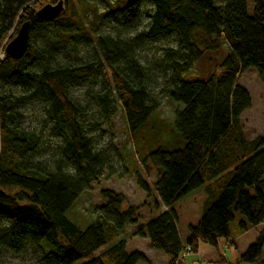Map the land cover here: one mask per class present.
I'll return each instance as SVG.
<instances>
[{
    "label": "trees",
    "instance_id": "obj_1",
    "mask_svg": "<svg viewBox=\"0 0 264 264\" xmlns=\"http://www.w3.org/2000/svg\"><path fill=\"white\" fill-rule=\"evenodd\" d=\"M64 1L67 7L69 0ZM48 2L59 0H0V53L21 23L31 21L24 57L0 59V87L26 88L21 95L0 90V255L3 249L19 253L30 241L44 240L49 247L44 264H74L113 242L83 264L150 263L145 253L128 251L124 233L138 224V208L127 205L123 193L102 189L105 203L86 228L67 215L112 165V151L100 147L93 132L116 115L117 104L134 138L148 126L158 106L149 88L150 70L167 79L168 95L184 105L175 113V126L185 146L162 145L141 160L148 173L150 164L156 167L155 206L168 210L156 213L134 235L148 237L153 248L168 253V264H180L183 252L197 251L200 242L218 248L224 238L232 245L240 234L264 224V134L245 137L242 114L251 108L252 96L239 84V76L252 67L264 83V0H252L253 13L248 0H118L110 13L116 11L123 29L140 21L147 4L151 7L147 29L126 38L98 34L75 10L65 8L53 20L39 16ZM171 35L178 46L162 48L152 69L144 65L138 50ZM223 44L228 53L219 71L208 77L192 74L206 52ZM84 45L96 51L87 60L79 56ZM84 85H99L89 91L99 120L70 95L71 88ZM31 100L45 104L50 134L60 140L50 170L34 159L40 135L15 123L17 108ZM137 182L150 196L152 187L141 174ZM204 185V211L198 224L189 225L185 246L175 205ZM237 213L242 217L233 229ZM240 260L264 264V229Z\"/></svg>",
    "mask_w": 264,
    "mask_h": 264
},
{
    "label": "rangeland",
    "instance_id": "obj_2",
    "mask_svg": "<svg viewBox=\"0 0 264 264\" xmlns=\"http://www.w3.org/2000/svg\"><path fill=\"white\" fill-rule=\"evenodd\" d=\"M118 0H69L66 11L80 12L81 21L87 24L98 34L111 35L123 38L131 37L139 31L147 29L150 17L148 12L150 4H147L144 13L138 23H131L127 29H123L122 23L117 17L116 11L110 13L112 6ZM52 3V2H48ZM46 3V4H48ZM45 5V4H44ZM43 5V6H44ZM249 11L253 13V2L248 0ZM69 7V8H68ZM41 8V7H40ZM39 8V9H40ZM38 9V10H39ZM109 12L108 16L104 14ZM15 37V36H14ZM175 35L160 37L150 41L149 44L138 50L141 62L152 69L153 63L162 55V48L177 47ZM96 51L91 45H84L79 51V56L88 59L93 57ZM228 53V46L223 44L220 49L208 51L204 57L192 69V74L208 77L214 71H219L222 60ZM5 51L0 53V59L5 57ZM61 56V61L62 60ZM153 79L150 84V91L157 110L152 114L148 126L140 133L139 137H133L128 127L127 119L121 105L117 104L116 115L101 129L93 134L100 140V147L109 148L112 151L113 161L109 168H106L100 179L87 187L82 195L68 210V217L77 223L81 228H86L99 214V209L105 203L101 196L102 189H113L123 193L127 205L138 208V224L129 225L126 228L124 237L127 239L129 252L141 251L149 258L147 261H139L137 264H168L170 255L163 250L155 249L151 246L149 238L134 235V232L143 226L156 213L168 210L161 204L159 208L155 206L156 192L154 182L157 178V169L150 164L149 173L143 166L144 155L165 145L182 148L185 146V139L175 126V113L178 108L184 105L170 98L168 91L171 85L165 77L150 70ZM188 74L186 79H191ZM239 84L246 87L252 96V106L242 114V125L245 137L253 139L259 134H264V83L260 80L255 68H250L239 76ZM10 88L15 94H25L26 88L23 85L12 84L2 86L0 90L6 92ZM99 89L98 86L84 85L71 88V97L87 106L91 117L100 119L97 106L91 101L90 90ZM18 118L15 123L27 132H35L40 135L39 155L35 160L41 162L47 169H52L54 161L59 157L60 140L50 134L51 123L47 122L45 104L38 100H31L27 104L18 107ZM137 174H141L152 187V193L147 195L137 182ZM207 198L205 185L194 190L187 196L181 198L175 205L177 213V225L183 243L186 246L188 227L190 224H198L204 211V203ZM237 213L236 220L232 222V228L236 229V223L241 218ZM264 224L252 227L245 233L240 234L235 240V244L229 245L226 239L220 240L219 247H214L207 243L200 242L197 251H185L182 254L180 264H207L221 261V257L226 258L225 264H241L240 256L247 248L256 241ZM113 242H109L102 248L96 250L91 255L84 257L74 264H83L91 257L99 254L109 247ZM48 246L43 241H30L19 253L3 249L0 255L2 264H44L42 261ZM223 264V263H218Z\"/></svg>",
    "mask_w": 264,
    "mask_h": 264
},
{
    "label": "water",
    "instance_id": "obj_3",
    "mask_svg": "<svg viewBox=\"0 0 264 264\" xmlns=\"http://www.w3.org/2000/svg\"><path fill=\"white\" fill-rule=\"evenodd\" d=\"M66 8L64 0H59L57 3H48L42 6L37 14L43 18L53 20L59 17ZM30 26L31 21L25 20L21 23L17 34L5 46V53L14 59H21L28 52L30 47ZM218 264V263H207ZM248 264V263H241Z\"/></svg>",
    "mask_w": 264,
    "mask_h": 264
},
{
    "label": "built area",
    "instance_id": "obj_4",
    "mask_svg": "<svg viewBox=\"0 0 264 264\" xmlns=\"http://www.w3.org/2000/svg\"><path fill=\"white\" fill-rule=\"evenodd\" d=\"M190 249V248H189Z\"/></svg>",
    "mask_w": 264,
    "mask_h": 264
},
{
    "label": "crops",
    "instance_id": "obj_5",
    "mask_svg": "<svg viewBox=\"0 0 264 264\" xmlns=\"http://www.w3.org/2000/svg\"><path fill=\"white\" fill-rule=\"evenodd\" d=\"M187 238V237H186Z\"/></svg>",
    "mask_w": 264,
    "mask_h": 264
}]
</instances>
